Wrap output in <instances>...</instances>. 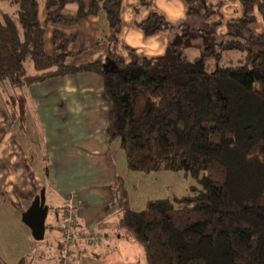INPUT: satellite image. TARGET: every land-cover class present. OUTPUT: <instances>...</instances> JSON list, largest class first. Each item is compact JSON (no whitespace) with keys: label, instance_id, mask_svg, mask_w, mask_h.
<instances>
[{"label":"trees","instance_id":"obj_1","mask_svg":"<svg viewBox=\"0 0 264 264\" xmlns=\"http://www.w3.org/2000/svg\"><path fill=\"white\" fill-rule=\"evenodd\" d=\"M138 1L149 11L138 23L145 37L187 24L170 23L151 9V0ZM185 2L189 16L217 18L201 32L215 33L226 23L217 48L193 62L172 44L157 60L132 50L128 60L121 57L115 45L124 0H0V86L16 90L53 77L98 74L109 104V137L119 139L128 171L184 173L201 185L149 200L142 211L130 206L122 177L109 188V206L121 212L119 235L143 247L147 264H264V33L251 30L264 22V0H237L239 16L227 22L222 0ZM71 6L74 15L66 13ZM102 12L116 70L107 71L102 61L70 65L77 36L59 30L46 54L47 25L75 27ZM226 52L244 56L210 68L208 56L219 60ZM0 264H6L1 257Z\"/></svg>","mask_w":264,"mask_h":264},{"label":"crops","instance_id":"obj_2","mask_svg":"<svg viewBox=\"0 0 264 264\" xmlns=\"http://www.w3.org/2000/svg\"><path fill=\"white\" fill-rule=\"evenodd\" d=\"M222 1L225 3L222 10L224 22L239 16L240 6L237 0ZM130 3L129 8L126 4L122 7L121 34L131 45L135 39L143 40L145 37L137 23L143 21L149 11L140 10L138 0H130ZM151 9L169 20L177 22L185 21L188 17L185 0H151ZM224 10H226L227 19L224 17ZM82 21L84 22L80 21L75 31V35L78 34L76 42L82 41L78 39L80 36L84 40V45L80 47L83 49L78 52L81 53L92 48V54L87 58H94V62L102 61L107 71L116 70L117 66L111 58L109 46L102 44L106 43L102 39L108 33V21L105 13L102 12ZM259 23L264 22H258L252 27ZM225 24L219 29L221 34L226 31ZM262 29V33H264V27ZM128 32H130L129 37ZM253 33L262 34L254 31ZM163 35L160 33L146 38L160 39L164 48L168 43ZM159 52L162 53L163 49L157 48L153 56L158 57ZM102 56H106V62L101 59L104 58ZM68 63L70 64V62ZM84 64L87 63L70 65ZM6 88L9 89L8 92L12 91L15 96L14 99H9L19 101L21 106H25V108H21L27 110V114L20 117L21 121L29 122L31 120L33 124L28 132L15 125L13 130L8 131L7 138L0 140V196L13 185L18 189H24L26 185L31 184L34 189L28 193H34L35 196L40 194L41 188H44L46 206L47 201L50 203V206H47L49 210L46 219V233L49 231L54 234L53 241L55 243L47 252L49 242L34 240L31 230L22 222L23 213L30 207V204L26 203L24 209L15 208L10 211H0V221L1 217H8L6 213H9L11 217L8 229L0 227L1 259L6 264H20L22 261L25 264H60L59 251L62 245L61 230L65 207L70 196L76 194L78 206L75 211L76 214L78 213V217L76 216L78 230L100 232L106 236L102 243L95 247L76 243L73 247L72 263L132 264L127 262V257H123L121 254H117L114 258V253L121 245L126 248V245L123 244L124 241L133 239L129 240L130 238L119 235L121 212L119 207L109 206L112 200L109 188L116 183L118 177L124 179L126 188L129 190L134 184L152 176L128 171L120 141L110 139L108 132L109 104L104 94L102 78L95 73L49 78L26 86V98L21 96V90H10L7 86ZM14 91L19 93L14 94ZM0 105L2 104L0 103ZM28 133H31V136ZM32 141L36 144V148H41L39 164H34L35 162L31 158L29 161H25L26 157H22L20 154V146L28 148ZM30 167L43 171L40 185L35 186L33 181L30 182L28 172ZM129 199L131 201V197ZM133 201H136V198H133ZM130 206H132L131 202ZM146 206L147 203L144 208ZM133 209L135 211L144 210ZM139 246L142 247L140 244ZM139 246L136 245V247Z\"/></svg>","mask_w":264,"mask_h":264},{"label":"rangeland","instance_id":"obj_3","mask_svg":"<svg viewBox=\"0 0 264 264\" xmlns=\"http://www.w3.org/2000/svg\"><path fill=\"white\" fill-rule=\"evenodd\" d=\"M83 1L85 3L87 2V0H83ZM125 4L129 8L131 6L130 0H124V5ZM140 10H143V9H140ZM66 13L74 15L76 13V8L74 6L68 7L66 9ZM223 14H224L225 19H227L226 10H224ZM45 17H46V11L44 7L42 6L41 11H40V19H41L42 24H44L45 22ZM216 20L217 18H213L211 20H207V19L205 20L201 17V15L196 14V13H193L192 15L189 16V10H188L187 19L185 21H182V22L187 21L186 25L184 24L183 26H180L179 21L177 22V21L169 20L170 23L175 24V25L178 24L179 26H176L174 29L163 33L164 34L163 36L166 37L167 43H168L166 47L163 48V44L160 39L158 38L148 39L146 37H143V40L135 39L130 45L128 44V40H125V38H123V35L120 33L118 36V43L115 45L116 52L122 55L125 60L129 59V53L131 50L135 51L139 56L147 57L152 60H157L159 57L165 56L168 53L170 49V45L172 44V45H176L178 49L182 51V54L184 57H187L189 61L193 62L203 57L204 55H206L208 53L209 48H217L220 42L219 37L223 35L221 34V30L216 31L215 33L214 31L213 32L211 31L209 33H203L199 30V28H202L204 22L207 21L209 23H213ZM82 22L84 21H81V23ZM262 27H264V23H259L258 25L252 27V30L255 33H262L263 32ZM77 28H78L77 26L58 27L53 24L47 25L46 31H45V42H44L46 54L50 55L53 52L51 38H52V34L54 31L59 30L67 34H75V31L77 30ZM76 36H78V34H76ZM124 36H125V33H124ZM129 36H130V32H128V37ZM78 39L82 41L72 44L70 48V50L74 53L75 52L79 53L78 51H81V49H83L80 47L84 45L83 43L84 40L81 38V36L78 37ZM102 41L104 40L102 39ZM99 43H102V42H99ZM102 44H107V46L111 48V45L108 42L102 43ZM157 48L163 49L162 53L159 52L158 57L153 56L155 55L153 53L155 52ZM171 48L175 49L174 47H171ZM91 50L93 49L91 48ZM91 50H86L84 52L79 53V55L78 54L75 55L69 61L70 64L78 65L80 63H87V64L93 63L94 58H87L92 54ZM243 56L244 55L239 52H226L224 53L222 59L218 60L215 57H209V56L207 59H210L209 60L210 68H215L217 65H220V66L229 65L230 61H233V63H238V60H241ZM86 58L87 60H84ZM101 59H103L104 62L107 61L106 56ZM28 75L30 76L35 75L34 70L29 66H28ZM8 91H9L8 88L0 86V103L2 104L0 105V133H1L0 140L7 138L8 131L13 130L15 125L18 128H22V129L24 128L25 131L28 132L30 128H32V124H33L31 120L29 122H27L26 120L24 122L21 121L20 117L25 116L27 114V110L26 111L23 110L25 106H21V103H19V101L17 102L15 100H11V99H14L15 96L12 94V91L10 92ZM17 91H20L21 96L23 95L25 98L27 97V92H26L25 87L23 89H18ZM17 91H14V94H16ZM21 107H24V108H21ZM28 135L31 136V133H28ZM35 146L36 144H34V141H32V143L29 144L28 148H21L20 146L19 150H20V154L22 155V157H26L25 161H29L31 158L35 162L34 164H39V157L41 158V148H36ZM28 172L30 175V182L33 181V183H35V186L40 185V182L42 181L43 171L39 168L34 169L33 167H30L28 168ZM150 176L152 177H149L147 180H143V181L138 182L137 184H134V186H132V189L129 188L130 191L127 189L129 191V198L131 197L130 202L132 205L131 206L132 209L133 208L145 209L144 206L146 205L147 201H149L150 199L152 200V199L171 198L174 196H183L190 190L191 187H197L201 189V185L197 181H195L190 176H185L184 173L161 172V173H152L150 174ZM33 189L34 187H32L31 184L26 185L24 189H18V187L14 185L13 187L11 186L10 188L6 190V192L4 191L2 196H0V211H10L15 208L24 209L27 205L26 203H29L31 205L32 202L35 200V198L38 196V195L35 196L34 193H30V194L28 193L29 191ZM43 189L44 188H41L40 192ZM26 191H27V194H26ZM26 195H28L29 197H27ZM133 198H136V201H133ZM48 205L50 206L49 201H47V206ZM76 211H75V215L78 217V213L76 214ZM6 214L8 217H1V221H0V227H3L4 229L9 228L10 219H11L9 213H6ZM64 222L66 221H63L62 224H65ZM61 232H62L61 240L63 241L64 239L63 231L61 230ZM53 237H54V234L53 233L51 234L48 231L46 233L45 239L43 240L44 242H49L47 252H49L51 245L55 243V241H53ZM123 244L126 245V248H124V245H121L118 248V251L114 253V256H115L114 258H116L117 254H121V256L127 257L126 261L129 263L147 264L144 251L142 247L139 246V244H137L133 240L124 241ZM136 245L139 247H136Z\"/></svg>","mask_w":264,"mask_h":264},{"label":"built area","instance_id":"obj_4","mask_svg":"<svg viewBox=\"0 0 264 264\" xmlns=\"http://www.w3.org/2000/svg\"><path fill=\"white\" fill-rule=\"evenodd\" d=\"M78 206V196L72 194L66 203L64 222L62 226L64 239L59 251L60 264H73L72 253L76 243L96 246L100 244L106 234L100 232L88 231L82 232L78 230V221L75 215V210Z\"/></svg>","mask_w":264,"mask_h":264},{"label":"water","instance_id":"obj_5","mask_svg":"<svg viewBox=\"0 0 264 264\" xmlns=\"http://www.w3.org/2000/svg\"><path fill=\"white\" fill-rule=\"evenodd\" d=\"M48 210L46 193L43 189L22 215V222L31 230L32 236L37 242L45 239Z\"/></svg>","mask_w":264,"mask_h":264}]
</instances>
